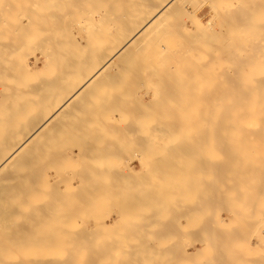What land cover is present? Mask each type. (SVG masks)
Here are the masks:
<instances>
[{
    "label": "bare ground",
    "instance_id": "bare-ground-1",
    "mask_svg": "<svg viewBox=\"0 0 264 264\" xmlns=\"http://www.w3.org/2000/svg\"><path fill=\"white\" fill-rule=\"evenodd\" d=\"M1 1L2 0H0V2ZM194 1H196V0H22L20 2H19V0H7V1H5V3H2V2L0 3V226L2 225L1 226L2 229L0 231V244L2 243L3 247L1 245L0 246H1V248L6 247V249H7L9 246L7 243L13 244V241L15 239H18L21 230L22 231L24 230L23 233H26L25 232V230H26V231H28V233H26V234H28L26 236L27 240H25L26 238H25V236H23L24 240L23 239H22V241L20 240L21 241L20 243L23 244L24 242H27L29 245L25 244L26 247L23 246L24 244L20 245L18 243L19 240H17V242L15 241L16 242L15 245L18 248H19V246L25 247V248L21 247V249H20L21 251L26 250L25 252H27L29 249H32V248L34 249V256H32V258H28L27 253H29V252H27L26 258H28V259L24 260V258L20 257V258L13 259L14 261L18 262V260H19L20 264L21 263L22 264H54L60 259V258L58 259L59 253L61 251H63L64 249L66 250V248H68L67 252L70 251V255H68L69 257L64 256L63 258L60 259V261L63 260L62 262H65V263L67 262V264H81V263L85 264V262L87 264L89 262V260H91L90 256L86 257L83 254L86 255L87 252H90V251H86V250H89L88 245H90V246L92 245L93 247L95 245L98 248H99L98 245H100V246L102 245L101 247L106 248V245H104V244H110L109 247L112 244H114L115 240L112 241L110 238L107 240V238L109 236L106 237V239L102 238L103 236L105 237V235H109L111 233V232L109 233V231H108V229L111 228L110 227L111 224H109L110 222L108 223L106 221L109 225L108 224L106 225V223H105L107 228L106 227L104 228L101 226L102 224H100V225L94 224L96 221L94 223L91 222L92 219L94 221V220L98 219L101 215L105 214V212L103 213V211H102L103 205L104 206L107 205V207H105V208L108 209V207H110V205L112 203H113V205L115 204L114 202H111V200L112 201L113 200L115 201V199H117V201H118V199L123 200V199H120L122 195H124L126 197L125 200L127 201L126 202L125 200H123L122 202L125 203L126 206L123 203H122V205H124L125 207L128 208V206L131 204L129 207L132 208L131 209L133 211L132 216H134V214L135 215L137 214V211H135V209H138L139 206H138V208H136L135 206L137 204H139L140 201L135 206H132L138 200H136V202L131 200V197L133 196V194H132V196L129 194L130 195L129 196L128 193H130V192L128 189L132 185H135L136 182H139L136 180H138V177L140 176V171H141V170L139 171L140 163H143L142 168L145 169L144 170L145 172L147 171L146 173H144V171L142 170L141 173L147 175V173H149L150 170H152V172H153L154 168L151 169L152 166L151 167L149 166V168L143 167V165H145L144 161H147V160L151 161L152 157L155 158L158 156H161V158H163L162 157L163 155L167 158L168 156L165 153H167L172 158V155H170V154H172V152L169 149L173 150V155H174V153L177 154V152H176L177 150L176 151H174V150L176 149V147L178 149L180 142H181L180 147L185 144L184 142H182L181 139H185L184 134H186L187 131H191L188 127L189 126L192 127V125H187V122L189 121V119H190V121H191V119L193 121H195L194 124L197 121L200 122V123L197 122V123H199V125L195 126L194 130H197V133H196L197 136L200 134H202V136L200 135L201 137L204 136L203 142H206V144L208 143V145H207L208 148L210 147L209 142H210V145L214 144L216 146L219 143L218 145H220V146H218V147H220V148H224L226 145L228 146L230 143L235 142V141H232L233 139H235L233 137L235 135V132L237 134L241 133V131L238 129V127H239L238 123L240 124L241 119L243 121V118H246L248 115L251 116L250 115L251 112H248V111H250V109H248V111H246V109L249 108L250 105H251V107L252 106L256 107L259 103L258 104L256 103L257 105L254 106V105L249 104L247 102V98H246L247 96L242 97L243 90L241 92V89H238V87H236V88L233 87L234 84L237 86L241 85V83H239V81H237V80L236 81L235 80L229 81L228 80L229 81L228 82L227 80H224V79H223L224 81L223 80L220 81L217 79V77L220 75V73H223L227 70V69H225V70L222 69L224 67L221 66V64H219V61H218V63H216L218 60L217 56H219V54L226 51V47H225L226 45L224 42L223 48L225 47L224 48L225 50L224 49H222L223 51L218 50L221 53H218L217 55H215L217 52L216 51L217 49H215L217 47V44H215L216 46L214 45L215 46L214 49L212 47L207 48L209 40L208 41L206 40V42H208V43L205 44V42H203V41H205L203 39V37H205V35L210 34L211 31L209 29H210V27H212V25L215 24V23L213 24V17H214V16L212 17L213 14H215V16L218 15V16H216L215 20L218 18L217 19L218 21L216 22V24H219V20H220L219 16H221V15H219L218 12L220 9L218 10V12H216L217 14L213 13V11L216 10V8L214 7V5H216L215 2H214V4L209 3L208 10H205V9H203V7H200L201 5L199 6L200 8H198V7L195 8L196 5H194V4H196L199 0L196 1V3ZM200 1H202V0H200ZM231 1H233V0H231ZM238 1H236V5H237V2H238V4H241V2H243V0H238ZM247 1L249 2L250 0H247ZM247 1H245V2H247ZM255 1H256V3H254V0L250 2L251 4L248 3L249 5L247 7H246L247 4L246 5L244 4L245 6H243V4H241V7H243V8L246 7V9L241 8L240 5L236 6L238 8H236V7H232V9L229 8V10H231L230 11L231 15L233 14L232 18L235 16L234 13L238 10L242 11V12H238V14L240 13V15H238L240 17L243 16L244 14L246 16H248L249 10L252 12V14H254V13H255V15L259 14L261 12L260 9L262 10L264 8V5H263L264 3L263 4L261 3L264 0H255ZM257 1H260V3L263 6V7H259L260 9L257 8L259 6V4L256 6V4L258 3ZM6 2H9V3H6ZM206 2H207V0H206ZM206 2H205V4L207 5L208 2L207 3ZM218 3L219 2H217V4ZM230 3H233V2H230ZM198 4L199 3H197V5ZM232 5H235V4L233 3ZM5 8L10 13H8ZM234 8L237 10H235ZM20 9L23 10L21 12V14H22L21 16L19 15ZM226 9H227V7H226ZM226 9H224V10L222 9V11L223 12L228 11ZM4 10L8 14V15L6 14V19L8 18L7 16H10V18H9L10 20L8 19V21H9L8 23L6 22V19H3V16L5 18V11ZM255 10L260 11V12L256 13ZM3 11H4V14L2 16ZM263 11H264V9H263ZM230 12L229 11L225 12V14L230 13ZM241 13H243V14H241ZM262 14H264V12ZM223 16H224V13H223ZM238 16L236 14V17H238ZM246 16L245 17L243 16L241 18L246 19ZM236 17H234V18H236ZM248 18L250 19V17H248ZM174 19L182 20L181 22L178 23L179 25L181 24L180 25L181 30L184 32L183 33L181 30H179L180 32H182L180 34L181 36H178L175 32V31H177L179 33L178 29H176L179 26V25H177V23H175L177 27H174L175 24L173 25L175 30L170 27V24H171L170 21H172ZM227 19H229V18L227 17ZM238 19H239V23H240L239 17L234 19V20H238ZM234 20L232 21V23L234 22ZM251 20H253V19H251ZM258 20H259V18L257 20L255 19L254 21H258ZM4 21H5V23H3ZM260 21L263 22L264 18H261V20H259V22ZM176 22H178V21H176ZM236 23H238V21ZM245 23L247 24V22H245ZM260 23H258V24H260ZM241 24H243L242 21H241ZM230 25H231V23H230ZM233 25L236 26L237 24L233 23ZM261 25H264V23H262ZM247 26H249V25H247ZM218 27H220V26L218 25ZM240 27H243V26L240 25ZM228 28L229 27H227L226 30H229V29L232 30L233 29V28H229V29ZM244 28H245V26H244ZM247 28H249V27H247ZM252 28H254V27H252ZM257 28H254V29H257ZM262 28H264V27H262ZM219 29L215 30V33L217 31L219 33ZM239 29L240 28H238V30L236 29V31H238V32L240 31L241 33H243L244 34L243 37L245 36V34H247L249 32V34L246 35L245 37L249 36L248 38H250V40H249V43L247 46H249V44L251 43L250 44L251 47L249 46V48H248L247 46H245L246 41H248V39L241 40L243 37H241L242 35H240V33H239L238 36L241 37V39L239 38L238 41L241 40V45L238 44V48L241 49L242 46H245V47H247V49H245L243 47L244 48L243 50L244 51L246 50V52H243V50L239 51V49H237V48L236 49L239 52H242L243 54L246 53L245 55H247V56H250L253 52L257 53V51H258V53H259V50H260L259 46H261V44L264 43V40L262 38H260L261 35L259 37H257L256 34L252 35V32L254 29L253 30L247 29V31L245 29H244L245 30L244 31L243 28H241L242 31ZM206 30L207 31L209 30V33L207 32V34H206V32H205ZM262 30H264V29H262ZM3 31H5V33ZM212 31H213V29H212ZM245 32H247V33H245ZM237 33H236V35H237ZM211 34H212V32H211ZM260 34L263 35L262 32ZM216 36H219V35L217 34ZM233 36L235 37L234 33H233ZM252 36L255 38L254 41H253V39H251ZM262 37L264 38V36H262ZM258 38L261 41L258 42ZM3 39H5V40H3ZM244 41H245V45H244ZM227 42L228 43L231 42V45H232V43H234V42H232V40L231 41L228 40ZM260 42H261V44H260ZM212 43L213 42H211V44ZM257 43L260 45H258ZM211 44H209V45H211ZM254 44L257 46H255ZM203 45H204V47H205V45H207L206 48L208 49V51L210 50L209 54L211 52H213L211 54L212 55L211 58L207 55L208 60L205 58L206 61H204L205 59L203 60V58H204L203 57V54H204L203 53V51H204ZM233 45L235 46L236 44H233ZM254 47H256V48H254ZM27 48L29 49L28 50L29 52L27 51L28 54L23 55V52H26L25 50ZM252 48L256 49V51L253 50ZM260 48L262 49V46ZM248 49H250L251 51H248ZM257 49H259V50H257ZM247 51H248V53L251 52V54H248ZM239 52L236 51L237 54ZM262 52H260V53H262ZM242 53H239V54L242 55ZM237 54H235V55H237ZM235 55L233 53V57H231V58H236V59L239 58L238 56H235ZM252 55H254V54H252ZM204 56H206V54H204ZM243 56H241V57H243ZM257 56H253L254 59ZM231 58L229 57V59H231ZM244 58H245V60L242 63L240 62L242 65L239 63L241 66L237 65L238 66L237 67L234 65L235 66L234 68H238V71L240 69L243 70L242 67L245 65L244 62L246 61V56H244L241 59V60H243ZM247 58H249L251 60L250 57H247ZM229 59H227L228 63H229ZM257 59L258 58H256V60ZM225 61H226V59H225ZM225 61H222V62H224L223 65L227 64ZM233 61H235V60H233ZM237 61L239 62V59ZM222 62H220V63H222ZM230 62H231V60H230ZM232 62L230 63V66H231ZM238 62H237V64H238ZM247 62L248 61H246V64L250 65ZM218 64H219V69L217 66ZM220 67H222V68H220ZM232 67L233 66H231V69H232ZM220 69H222V71H220ZM218 70L220 71V73L218 72ZM234 70H236V69H234ZM229 73L232 75L235 74V73H231V72H229ZM232 75H230V76L232 77ZM237 75H235V76H237ZM226 76L230 77L229 75H225L224 77H226ZM258 76H259V74H258ZM248 77H249V75H248ZM205 78H207V79H205ZM259 78H261V76ZM154 81L160 84L159 85L160 88L162 86L161 89H163L162 90L163 93L161 94V92H160L161 89L157 88V86H155V84H154V86L157 89H159V90H157L159 92H157L156 88H154L155 92H157V93L152 91L154 93V94L152 93L154 95V97H152L153 95L150 96L148 101L149 102L151 101V103L152 102L153 103L155 102V103L154 104H149V103L147 104L148 101H146V102L144 101L147 99V98L145 99V97L147 96L146 90H148V87ZM256 81H259V80H256ZM205 82H208L207 83V85H208L207 89H203L204 88L203 85L206 84ZM248 82H250V81H248ZM161 83H163L164 86L167 85L166 87H168V89L165 87L166 91H165V88H163L164 87L163 84L161 85ZM252 83L254 85L259 84L258 82H255V81ZM252 83H249V85ZM224 84H226V86H227V84H229V85L231 84L232 88L231 87L229 88V85L227 86L228 88H226V86ZM253 84H252V86H254ZM146 85H147V87H146ZM222 85L225 86V88H223ZM263 85H264V82H262L261 86L260 85L257 86V88L258 87L261 88ZM143 86H145L147 88L146 89L144 87L146 89L144 92L146 95L145 97L143 95L144 93H142V94L140 93L139 96L136 94L137 91L141 92V90L143 89ZM154 86L151 85V88ZM245 86H246V84H245ZM263 89H261V90L259 89V92H262ZM149 90H151L150 87H149ZM253 90L257 91L258 89L256 90V88H255ZM159 93L161 94V96L159 95ZM256 93L257 92H255V94ZM155 94H157V95L155 96ZM206 94H207V96H206ZM251 94H252V92H251ZM253 94H254V92H253ZM253 96H251V97H253ZM252 100H253V98H252ZM256 100L255 99L253 100L254 103ZM245 101H246V103L244 104L243 102H245ZM249 101H250V99H249ZM132 103H136V104H132ZM261 103H263V101L260 102V104ZM246 104H248V106ZM260 104H259V106H260ZM259 106H257V107L259 108ZM257 109H255L256 112L258 111ZM240 110H243V111L240 112ZM253 111H252V113L256 114V115L252 114V115H254L253 118L256 116V118L258 119L256 121H259L261 119V118L259 119V117H261V115H264V111L259 112L260 115H258L255 111L254 112ZM243 112H245V114ZM262 112H263V114H261ZM250 119H252V117ZM254 119H253V121H254ZM202 120L204 122L203 128H201V126H200V124L203 123V122H201ZM255 122H253V125ZM190 123H192V122H190ZM242 123L248 124V122H246V120ZM230 125H233L235 127L234 130H233V126H231L232 127V129H231ZM251 126H252V124H251ZM186 127H187V129H186ZM227 127H229V128H227ZM247 127H249V126H247ZM193 128L194 127H192V129ZM261 128H263V127H261ZM261 128H260V130H262ZM200 129H202V130H200ZM185 130H186V132H185ZM198 133H200V134H198ZM113 134L114 135L117 134L116 136H118V137L116 138L115 136H112ZM232 134H234V135L232 136ZM186 135L189 136L188 133ZM188 138H186V139L188 140ZM237 138H239V137H237ZM241 138L242 137H240L239 141H242L243 138L242 139ZM186 139L184 141H187ZM177 140L180 142H178ZM173 141L178 142V146H177V143H175L176 147H174V149L172 147V145H174V144L171 143ZM238 143H240V142H238ZM204 144L205 143H203V145L202 144L201 145L204 146ZM206 144H205L204 148L206 147ZM234 144H237V143L235 142ZM197 145L202 148V146L199 145V142L197 143ZM214 145L211 146L212 151H210V149H208V151L213 152V149L215 148ZM239 145L240 146L236 145L237 147H239L237 149H240L242 146L241 144H239ZM184 146L187 147V145H184ZM184 146L182 148H184ZM193 147H195V144ZM230 147H232V146L230 145L229 148ZM182 148H179L180 151ZM190 148H188V149H190ZM186 149H185V151H186ZM205 149H207V148H205ZM237 149L235 148L234 150H237ZM121 150L125 153L121 154V152H119ZM164 150H166L165 153H164ZM167 150H169L170 152H168ZM229 150H232V149H229ZM187 151L189 152V150H187ZM217 151H215V154L213 152L214 156L216 155V157L217 156L224 157V155H222L221 152L219 154V152H217ZM198 152H200V150ZM237 152L238 151H236V153ZM178 153L182 157V155H181L182 153L181 152H178ZM190 153H191V151H190ZM216 153H218L219 155ZM227 153H229V152H227ZM233 153H231V154L234 155ZM246 153L249 154L250 150H249V153L248 152H246ZM186 154L189 157L191 156L187 152H186ZM186 154L183 152V156ZM194 154H195V152H194ZM210 154L211 153H208V156H213ZM238 154H239V152L236 155H238ZM243 154H245V153H243ZM232 155H231V157H232ZM145 156H146V158H145ZM176 156H178V154ZM205 156H207V155H205ZM205 156H204V158H205ZM208 156L206 157V160H208V158H210ZM225 156H226V153H225ZM247 156H250V155H247ZM186 157L184 156L183 158H186ZM238 157L240 158V156H238ZM144 158H145V160H144ZM173 158H174V156H173ZM183 158L181 160H183ZM194 158H196V157L194 156ZM213 159L216 160L215 157ZM222 159H224V158H222ZM222 159L218 158L219 161L216 160L215 162L218 163ZM103 160H105V161H103ZM192 160H193V158H192ZM225 160H227V159L225 158ZM173 161H174V159H173ZM177 161L175 158L174 162H177ZM185 161H186V159H185ZM185 161H181V162H185ZM227 161H229V160H227ZM151 162H152V164L153 163L158 164V162H155V161H151ZM211 162H214V161H211ZM237 162H238V159H237ZM60 163H62V164H60ZM167 163H169V161ZM185 163H182V164H185ZM196 163H198V162H196ZM58 164L60 166L64 165V168H66V169L65 170L63 169V171L61 172L60 170H58L59 169ZM68 164L70 165L71 168L68 166ZM135 164L138 165L137 168L135 167ZM149 164H151V163H149ZM172 164L173 163H171V166H173ZM187 164H186V166L190 165V162L188 165ZM191 164L193 166V162H191ZM211 164H213V163H211ZM57 165H58V168H56ZM158 165H160V164H158ZM166 165L167 164H165V166ZM209 165H210V162H209ZM213 165H215V164H213ZM221 165L224 167V165H227V164L224 163V165L223 164H221ZM232 165L233 164L231 163L230 169H232ZM165 166H163V168ZM169 166H170V164H169ZM174 166H176V163L174 164ZM206 166H208V165H206ZM227 166H229V164ZM235 166L238 168L237 165H235ZM153 167H154V165H153ZM157 167H159V166H157ZM157 167L155 166V168H157ZM167 167H168V165H167ZM188 167H189L190 172H191L193 169L191 170V166H188ZM146 168L150 169V170L148 171V170H146ZM172 168L175 169L174 167H170V169H172ZM199 168H201V167H199ZM121 169H124V172L123 171L121 172L122 174L119 173V171H121ZM176 169H177V166H176ZM224 170H226V169H224ZM239 170L241 171V168ZM195 171H196V168H195ZM200 171H204V170H202V168H201ZM208 171H207V174H208ZM175 172H176V170H175ZM210 172H211V170H210ZM156 173L159 174V171H157ZM163 173H165V171ZM204 173H206V172L204 171L203 175H204ZM153 174H155V173H153ZM153 174L152 173H151V175L149 174L148 177H151ZM162 174H160V175H162ZM167 174H169V173H167ZM165 176H167V175H165ZM231 176H230V178H231ZM168 177H170V176H168ZM215 177H216V175H215ZM156 178H158V177L156 176ZM190 178L192 179L191 176H190ZM206 178H210V175H209V177L206 176ZM165 179H167V178H165ZM170 179L172 180V178H170ZM215 179H218V178H215ZM160 180L161 179L156 180V181L159 182ZM200 180L202 181V179H200ZM208 180L210 181V179H208ZM245 180H246V178H245ZM134 181H136V182H134ZM161 181H164V179L162 178ZM205 182H207V181H205ZM214 182L215 181H212V183H211L212 186H213ZM228 182H229V180H228ZM197 183H199V182H197ZM219 183H217V184H219ZM229 183H232V182H229ZM234 183L235 182H233L232 184L234 185ZM162 185H163V183L160 182V187ZM200 185H201V183L199 184V186ZM147 186H149V184ZM203 186H205V184ZM203 186H202V188H203ZM212 186L210 187V189L212 188ZM234 186H236V185H234ZM139 187H138V191L140 190ZM154 187L156 188L157 186H154ZM162 187H164V186H162ZM143 188H142V191H143ZM220 188H222V187H220ZM50 189H52L53 193L51 191H49ZM174 189H175L174 192H176L178 190L176 188H174ZM199 189H198V191H199ZM207 189H205V190L207 191ZM224 189L227 190V188H224ZM235 189H237V188H235ZM133 190L136 192L137 189L135 190V188H134ZM163 190L161 192V188H160L158 190V192H156L157 195H154V196H157V197L156 198L153 197V203H152V205L154 204V207L156 208L157 212H158L159 208L162 207V208H160V211L158 212L160 214H162L164 212L163 207H166V206L165 205L160 206V204H163V203H160V200H158V198L163 199V198H161L162 196H166V195L170 194V193L169 194L167 193V191H168L167 189H166L167 191L165 190V192ZM215 190L216 189H214V191ZM242 190H244V189L242 188ZM123 191L125 194H123ZM134 191H132V192L134 193ZM234 191L238 192V190H234ZM50 192L52 195L50 194ZM169 192H171V191H169ZM174 192H172L171 195ZM179 192L180 191H178L177 193H179ZM202 192H204V191H202ZM219 192H220V190H219ZM219 192H218V195H222V194H219ZM223 192H221V193H223ZM142 193H144V192H142ZM158 193H159V196H158ZM177 193H175V195H177ZM185 193H186V191H185ZM225 193H227L226 195L228 196L229 193L227 191ZM48 194L51 195V197H52L51 199H49L50 196L48 197ZM189 194L194 195L195 193L189 192ZM189 194H187V195H189ZM207 194L208 193H203L205 198H203V197L202 198L203 199H209L210 195L208 196ZM230 194H232V193L230 192ZM142 195H144V194H142ZM171 195H169V196H171ZM215 195H217V194H215ZM233 195L234 196H232V197H236L235 194H233ZM128 196L130 197V199H128L129 198ZM169 196H168V198H169ZM237 196H238V194H237ZM191 197L189 196L187 198H191ZM206 197H209V198H206ZM213 197H214V194H213L212 198ZM225 197L226 196L223 193L222 198L225 199ZM228 197H227V199H229ZM193 198H194V196H193ZM199 198H201V197H199ZM199 198H198V200L200 202L197 203V200H195L198 205L193 201L194 199H192L191 201H190V199H187L188 208L186 209V207H183V212L186 209L184 212L185 215H188V213H186V211L190 210L189 205L192 208L191 210H193L192 212L188 211V212L193 214V215L190 214V216L191 215L192 216L197 215L196 213H194V211H196V209L198 210L197 207L200 206L199 203L201 205H203L207 201V200H205V203L202 204L201 202L204 200L201 201V199H199ZM259 198H262V197H259ZM259 198H258V200H259ZM132 199H134V198L132 197ZM144 199L145 198H141V204L145 203V202L142 203V200H144ZM149 199L151 200V198H149ZM216 199H218V197H216ZM216 199H215V201H217V202H218V200H220V199H218V200H216ZM237 199L240 200L242 198L240 197ZM108 200L111 202L110 205H109L110 202ZM209 200H211V198ZM222 201H223V199H222ZM232 201H233V203H231ZM182 202H184V201H182ZM188 202H189V204H188ZM224 202L225 201H223L222 203H224ZM229 202L231 203L230 205H232V204L237 205V203H236L237 200L235 202L233 200V198H231V197H230ZM254 202H255V199H254ZM120 204H121V201H120L119 205L118 204L117 205L119 207H121ZM193 204H194V206H193ZM209 204H211V202ZM173 205H174V203H173ZM195 205H197L196 209H194ZM206 205H208V204H206ZM243 205H246V204H243ZM181 206H182V203H181ZM204 206L205 205L200 206V208L204 207ZM251 206H253V205H251ZM251 206H248V207H251ZM256 206L259 207L260 203H259V205H256ZM262 206H260V207H262ZM122 207H121L122 211L120 210V214L124 216V214L121 212L126 213L125 218H127V213H129L130 216L128 217V219H125L123 221L125 223L128 222L129 225L123 224V222H122V223H120L122 225L121 229L125 228V227H123L124 225L130 226L131 225L130 221L133 219L132 220L133 226L131 225L130 228L132 227L135 231L138 230L137 232H139V230L142 231V230L146 229L145 227L148 228L149 227L148 225H150V224L147 222H149V221L151 222V220L154 218V217L153 218L151 217L152 218L151 220L144 222V219H142V218H144L146 215L143 216V214H145V213H143V211L142 212H140V211L142 210V208H145V209L147 208L146 209L147 211L150 209H148V206L147 207H141V205H140L141 209L139 212L141 214H139V212H138L139 215H136L137 218L139 216L138 219H140V222H136V220H138V219L135 216L134 217L136 218V220L134 217L131 218V212H129L130 211L129 208L126 209L125 207H123V208ZM178 207H180V206L178 205ZM236 207H238V206H231V209H233V208L236 209ZM260 207L258 208L259 210H260ZM170 208L171 207L169 206V209ZM218 208L221 209L222 206H220ZM32 209L35 211H33ZM180 209L181 208H179L178 211H180ZM202 209H205V208L199 209L198 213L202 214L203 212L206 211V209L204 211H202ZM211 209H212L211 205H208L207 211L209 210V212H205V214L203 213L205 217L207 215L213 216L212 215L213 213H211V212H214V213H216V211L219 212L218 210L214 209V207H213V209H214L213 211ZM231 209H228V210H231ZM235 209H233V210H235ZM31 210L33 211V213ZM108 210H110V208ZM125 210H126V212H125ZM233 210H231V212H233ZM240 210H241V212H243L241 208H240ZM243 210L245 211L246 208H244ZM25 211H26V213L29 212V214L31 212V214H33V215H31V214L29 215L28 213H27V215H25ZM101 211L103 214L101 213ZM235 211H234V213H235ZM247 211H250V210L247 209ZM251 211H250V213H251ZM134 212H136V213H134ZM176 212H177V209H176ZM183 212L181 209V213H182L181 215L184 216ZM220 212H221V210H220ZM207 213H211V214H207ZM244 213H246V212H244ZM107 214H109V211ZM107 214H106V216H110ZM146 214L151 216L150 211H148V213H146ZM153 214H154V212H153ZM239 214H240V212H239ZM97 215L99 217H97ZM140 215H141V217H140ZM155 215H157V213ZM214 215L218 216L220 214L216 213ZM249 215H251V214H249ZM23 216L25 217L24 219H23ZM103 216H102V218H103ZM123 216L121 217V219L124 218ZM149 216L147 218H145V221H146V219H149ZM183 216L181 218H183ZM208 216H207V218H208ZM240 216H242V214ZM254 216L255 215L252 214V217H254ZM20 217L23 219V220L20 219L19 220L20 222L18 221L19 225L22 222L21 226L20 227L14 226V227H15V229L20 228L21 230H19V229L15 230L13 228H10V230H13L18 235V236H16L17 237L16 238L14 235L11 234V231L9 230V226L6 223L4 224L3 220L10 219V220H12V222H14L16 220V218H20ZM201 217H203V216H201ZM233 217H234V215L231 218H233ZM235 217H236V220H239V216L235 215ZM252 217H251V220H252ZM163 218H161L162 223L166 221V220L164 221ZM192 218H194V217H192ZM207 218H204V219H207ZM216 218L218 219L217 222L219 223V221H220L219 216ZM261 218H263V217L261 216ZM159 219H160V217H159ZM254 219L256 220L257 216ZM134 220H135V224H134ZM167 220H168V218H167ZM260 220L264 221V218L260 219ZM117 221H119V220H117ZM187 221H188V217H187ZM156 222L159 223L158 220ZM185 222H186V216H185ZM96 223L99 224L98 220ZM113 223H115V222L113 221ZM145 223L148 225L146 226ZM154 223H155V221H154ZM154 223H153L152 227H154ZM165 223H167V222H165ZM165 223L163 225H161V224L158 225V227L161 226L160 228H162L165 225ZM257 223H259V222H257ZM92 224H94V225H92ZM120 224H119V228H120ZM235 224H236V222H235ZM235 224H233V225H235ZM244 224H245V222H244ZM95 225H97L98 229L101 228V230L102 229L103 230L100 231V230H97L96 228H93V226L96 227ZM112 226H113V224H112ZM219 226H220V224H219ZM262 226H264V225L262 224L261 227ZM113 227H115V226H113ZM237 227H238V225H237ZM254 227H255V225H254ZM258 227L260 228V226H258ZM132 228L130 229V231L132 230ZM234 228H235V226H234ZM234 228H233V230H234ZM251 228H253V226ZM255 228H254V231H256ZM105 229L107 230L106 234L104 233ZM126 229L129 230V228H126ZM152 229H154V228H152ZM226 229H228V228H226ZM226 229H224V230L226 231ZM239 229H241V228H239ZM146 230H148V229H146ZM250 230H252V229H250ZM13 231H12V233H13ZM16 231H18V232H16ZM133 231L131 232L132 234H134ZM159 232H161V231H159ZM9 233L12 235V237L14 236L13 239L9 235ZM112 233H114V232H112ZM122 233H125V232H122ZM126 233H128L127 230H126ZM131 233H130V236L132 235ZM144 233H146V231ZM144 233L142 231V233L140 232V234L139 233H137V234H139L141 236V235H144ZM148 233H150V232H148ZM225 233L227 234V232H225ZM98 234H99V236H98ZM153 234H154L153 236L157 235L159 237V239H160V237H162V235H160V234H155V233H153ZM162 234H163V232H162ZM229 234H230V231H229ZM20 235H22V234H20ZM164 235H166V234H163V236ZM200 235H202V234H200ZM248 235H250V234H248ZM252 235H254V233H252ZM9 236H10V238H9ZM95 236L98 238L101 237L102 239L97 240L98 238H96ZM77 237H79V238L82 237V238H81V240L78 238L79 239L78 240ZM257 237H259V236H257ZM83 238H85L86 240ZM87 238H89V240ZM92 238H94L95 241H94V239L92 240ZM114 238H112V239H114ZM116 238L118 239V236ZM214 238L216 239V237H214ZM245 238H246V236H245ZM9 239H11V240H9ZM119 239H118L119 244L120 243H123L124 245L130 244L131 247H130V250H128V248L123 249L126 251V252L122 251L123 253H121V250L118 249V251H120L119 253H121V255L123 254V257H125V256L126 257L125 258L115 257L116 259L118 258L119 260H123V261H126V260L131 261L135 257V256L133 257L134 253H136V255H137V253H140V256L139 255H137V256L142 257V255H141L142 253H144V252L146 253L147 251H150V250H151L150 252L153 251L152 250L153 248L152 249L148 248L149 250L146 249L147 244L148 245L152 244L150 242L147 243L148 242L147 240H146V242L144 241V239L141 241L135 240V243L137 242L138 244H141V245L144 244V246H145L144 249L142 246H141L142 249H140L139 246H138L139 249H137V248L131 249L133 247V245H135L134 243L131 245L132 242L127 243L128 242L127 240L123 239L124 241L123 240L121 241V239H120V241H119ZM157 239L155 238L156 243H157V245H155V246H159L161 244H164V245L168 244L165 241L162 242V241H159ZM164 239H161V240H164ZM198 239H200V238H198ZM210 239L211 238H209V240ZM207 240H208V236H207ZM260 240H262V238ZM125 241H127V242H125ZM201 241L202 240H200V242ZM237 241L235 240V243ZM151 242H152V240H151ZM115 243L118 244L117 242H115ZM173 243H174V241H173ZM173 243H171V245ZM201 243H203V242H201ZM218 243L219 242H217L216 244H218ZM221 243H223V242H221ZM232 243H233V241H232ZM17 244H19V246H17ZM116 244H115V247H116ZM188 244H190V243L188 242ZM15 245H14L15 250H12L13 248L9 246V248H11V251H14V253L12 252L13 255H15V253H16V255H17V253H19V251H17L18 248L16 250ZM81 245H83V248H84L83 250H82V248H80ZM153 245H154V243H153ZM225 245H226V243H225ZM233 245H232V247H233ZM29 246H30V248L28 249ZM31 246H32V248H31ZM77 246H79V247H77ZM84 246H87V247H84ZM120 246H123V245H119L117 247H120ZM219 246H220V244H219ZM223 246L224 245H222V247ZM93 247H92V249H94ZM237 247H239V246H237ZM1 248H0V253H2V256H5L7 254L5 256L7 258L8 255H11V251L9 248H8L9 249L8 251H10V252L5 253V255H3V251ZM110 248L109 249L107 248L106 250H101L102 249L101 248L97 251L98 252L101 251V254H103L102 251L103 252L105 251V253H108V255H109L110 252L112 253V251H110ZM95 249H96V247H95ZM174 249L175 248H173V250ZM183 249L184 248H182V249L180 248L181 252L183 251ZM80 250H82V251H80ZM108 250L110 252H108ZM115 251H117V250H115ZM115 251H114V253H115ZM162 251L166 252V248H163V249L160 248V249L155 250L156 253L157 252L163 253ZM168 251H171L173 253L172 250H168ZM178 251H179V249H175V252H178ZM224 251H225V249H224ZM259 251H261V250H259ZM259 251L256 250L257 253ZM77 252L82 253V254H79ZM94 252L96 253V250ZM175 252H174V254H175ZM23 253H22V255L25 256V254H23ZM92 253L93 252H91L89 255H91ZM147 253H149V252H147ZM153 253H154V251H153ZM168 253L169 252H167V254ZM261 253H262V251H261ZM184 254L187 255V253H184ZM226 254H227V252H226ZM252 254L253 253H251V255ZM18 255L21 256L20 253ZM80 255H82V256H80ZM93 255H95V254H93ZM143 255L145 256V254H143ZM218 255H220V254H218ZM247 255H249V254H247ZM137 256H136L137 259H135V260L138 261ZM168 256H169V254H168ZM242 256H239V257L241 258ZM250 256H248V257H250ZM224 257H225V255H224ZM227 257H229V256H227ZM87 258H89V259H87ZM246 258L247 257H245V259ZM9 259L12 260V258H9ZM92 259H93V257H92ZM106 259L111 260V258L110 259L106 258ZM140 259H142V258H140ZM103 260H102V263H103ZM244 260L241 262H244ZM104 261H106V260H104ZM113 261H114V259H113ZM239 261H240V259L238 260V262ZM19 262H18V264H19ZM26 262H28V263H26ZM62 262L60 264H62ZM90 262H92V261H90ZM246 262L248 263V260ZM11 263H13V262H11ZM65 263H63V264H65ZM109 263H110V261H109ZM113 263L114 262H112V264ZM121 263H122V261H121ZM2 264H4V263H2ZM89 264H91V263H89ZM235 264H237V263H235ZM238 264H240V263H238ZM259 264H262V262Z\"/></svg>",
    "mask_w": 264,
    "mask_h": 264
},
{
    "label": "rangeland",
    "instance_id": "rangeland-1",
    "mask_svg": "<svg viewBox=\"0 0 264 264\" xmlns=\"http://www.w3.org/2000/svg\"><path fill=\"white\" fill-rule=\"evenodd\" d=\"M4 0H2L1 2L2 3H5V1H7V0H5L4 2H3ZM20 1H22V0H19V2ZM196 1H198V0H196ZM196 1H194L195 3H196ZM200 1V0H199ZM197 2V3H199L198 5H197V3L196 4H194V5H196V7L195 8H200V7H203V9H205V10H208V8H209V3H213L214 4V2L217 4V2H219L220 3V0L218 1V0H207V2H206V0H202V1H200V2ZM228 4L230 3V2H233L235 5H234V7H236L237 5H240V7H241V4H243V6H245L246 4V7L249 5V4H251L250 2L251 1H253V0H250L249 2L247 1V0H245V1H247V2H245L244 0H243V2H241V4H238V0H233V1H231V0H225ZM230 1V2H229ZM236 1H238L237 2V5H236ZM0 2V3H1ZM205 2L207 3V5L205 4ZM258 3L256 4V6L259 4V6L257 7L258 9H260L259 7H263L262 6V4L264 3V1L263 2H261L260 3V1H257ZM6 3H9V2H6ZM233 3H230L231 5L233 4ZM249 3V4H248ZM254 3H256V1L254 0ZM245 4V5H244ZM201 5V6H200ZM203 5V6H202ZM264 5V4H263ZM200 6V7H199ZM239 7V8H240ZM246 7H241V8H243V9H246ZM229 8H231L232 9V7H227V9H226V7L225 8H220V10L219 9H217L216 8V10L215 11H213V13H216V12H218V10H219V12H218V14L219 15H221V16H219V24H216V22L218 21L217 19L215 20V18H216V16H218V15H216L215 16V14H213L212 15V17H213V24L214 25H212V27H210V31L212 32V34H211V32H210V34H208V35H205V37H203V39L205 40V41H203V42H205V44L206 43H208V46L207 45H205V47H204V45H203V53L204 54H206V56H204V54H203V60L206 58L207 60H208V56L211 58V54L213 53V52H211L210 54H209V51H208V47H212L213 49L215 48V44H217V47L215 48V49H217L216 51V54L215 55H217L218 53H221V52H219V51H223L222 49H224L225 47H226V51L225 52H223V53H221V54H219V56H217L218 57V60H217V62L216 63H218V61H219V64H221V66H223L224 68H222V67H220V68H222L223 70H225V69H227L225 72H223V73H220V71H222V69H220V71L218 70V72L220 73V75L217 77V79L218 80H220V81H222L223 79L224 80H237V81H239V83H241V85H239V86H237V85H235L234 84V88H236V87H238V89H241V92H242V90H243V92H242V97L244 96V97H246L247 98V102L249 103V104H252V105H257L258 103L260 104V102H262L263 101V103H261L260 104V106H259V104L257 105V106H259V108L256 106V107H251V105H250V107L249 108H247L246 109V111H248V109H250V111H248V112H251V116H247L246 118L248 119H246V118H243V121H242V119H241V123L239 124L238 123V129L241 131V133L240 134H237L236 132H235V135L234 134H232V136L235 138V139H233L232 141H235L237 144H234L233 142L232 143H230L226 148L224 147V148H220V147H218V146H220V145H218L217 144V146L216 145H214L215 146V148L213 149V152H214V154H215V151H217V152H219V154H220V152H221V154L222 155H224V157H221V156H217L216 157V155L214 156L213 155V152H210V151H212L211 150V146H213L212 144L210 145V142H209V148H208V143L206 144V142H203V137H201L202 136V134H200V133H198V134H200V135H196V133H197V130H194L195 129V126H197V125H199V121H197V122H199V123H195L194 124V122L195 121H193L192 119H191V121H190V119H189V121L190 122H192V123H190L189 121L187 122V125H192V127H194L193 129H192V127L191 126H187L191 131H187L186 132V130H185V132H186V134L188 133L189 134V136H187L186 134H184V136H185V139L186 138H188V140L190 141H188L187 139V141H184L185 139H181L182 140V142H184L183 144L184 145H187V147L188 148H190V149H188L187 147H185L184 145V148H182L183 146H181L180 147V145H181V142L180 141H178V142H180V144H179V146H178V142H175V141H173V142H171L172 144H174L175 145V143H177V146H178V149H177V147H176V145L174 146V145H172V147H173V149H174V147H176V149L174 150V151H176L177 152V154H178V156H176L177 154H175L174 153V155H173V150L172 149H169L171 152H172V154H170V155H172V158L167 154V153H165V151L166 150H164V153L168 156L167 158L163 155L162 157L163 158H161V156H158V157H155V158H153L152 157V160L151 161H155V162H158V164H160V165H158L157 163V165L155 164V163H153L152 164V162L150 161H148L147 159V161H144V164L145 165H143V167H147V168H149V166L151 167V169H153L154 168V170H153V172H152V170H150V169H147L146 168V170H150L149 171V173H147V175H145V174H142L141 173V171L143 170H145L144 168H142V164L143 163H140V169H139V171H140V176L138 177V180H136V181H139V182H136V181H134V182H136V184L135 185H132L128 190H129V192L130 193H128V195L130 194L131 196H132V194H133V198L134 199H132V197H131V200H133V201H135L136 202V200H138L134 205H132V206H135L139 201V204H137L135 207L136 208H138V206H139V208L138 209H135V211H137V214L136 215H139V214H141L140 212H142L143 211V213H145V214H143V216H145L144 218H142V219H144V222H147V221H149V220H151L153 217L155 218H153L152 220H151V222L149 221V222H147V223H149L150 225H148V224H146V226L148 225L149 227L147 228V227H145L146 229H148V230H146V229H144V230H142L143 231V233L146 231V233H144V235H139L140 234V232L142 233V231L141 230H139V232H137L138 230H134L132 227V230L130 231V226L132 225L133 226V222H132V220L130 221L131 223V225L130 226H126V225H124L123 227H125L124 229H121V224L120 223H122L125 219H128V217L130 216L129 215V213H127V218H125L126 217V213H124V212H121V213H123L124 214V216L123 215H121L120 214V210L122 211V209H121V207L123 206V207H125L126 206V204L125 203H123L122 201L123 200H125V196L124 195H122L121 196V198L120 199H123V200H119L118 199V201H117V199H115V201L113 200H111V202H114L115 204V206L113 205V203L111 204V202L109 203V205H110V207H108V209L110 208V210H108L107 208H105V207H107V205L106 206H104L103 205V213L105 212V214H103L102 213V211H101V213L105 216H103V215H101L100 217L97 215V217H99L98 219H96V220H94L93 221V219H92V221L91 222H97V220H98V222H99V224L98 223H94V224H97V225H100V224H102L101 226L102 227H106V225L109 223V224H111V228L110 229H108V231H109V233L111 232H114V233H110L109 235H105V237L103 236L102 238L104 239H106V237H108L107 238V240L110 238L112 241H114V244H112L110 247L112 248H110L109 247V245L110 244H104V245H106V248L105 247H101L100 245H98L99 246V248L97 247V246H95L94 245V247L91 245H88V249L89 250H86V251H90V252H87V254L85 255V254H83L84 256H90V259L91 260H89V262L87 263V264H89V263H91V264H112V262H114L113 264H235V263H240V264H259V263H261L262 262V264H264V226H262L261 227V225L263 224L264 225V221H262V220H260V219H263L264 218V115H261V117H259V121H256V120H258L257 118H256V116L253 118V116L254 115H256V114H254V113H252V111L254 110L255 111V109H257L258 111L256 112L258 115H260L259 114V112H261V111H264V85L260 88V87H258L257 88V86H261V84H262V82H264V78L261 76V71H262V68H261V57H262V54H264V43H262L261 44V42H260V44H261V46H262V49L260 48L261 46H259V49H257V50H259V53H258V51H257V53H252V54H254V55H252L251 54V52L250 53H248V51H251L250 49H248V51H247V53L248 54H251L250 56H247V55H245L246 53H242V52H239V51H242L244 48L245 49H247V47L249 48V46L251 47V43L249 44V46H247L248 45V43H249V40H250V38H248V37H245L246 35H248L249 34V32L247 33V32H245V33H247V34H245V36L243 37V33H241L240 31L238 32V31H236V29L238 30V28H240L239 30H241L242 31V29L241 28H243V30L245 29L246 31H247V29H251V30H253L254 28H257V29H254L253 30V32H252V35H255L256 34V36L257 37H259L260 35V38H262L263 40H264V38L262 37V36H264V30H262V29H264V28H262V23H264V21L262 22V21H260L259 22V20H261V18H264V14H262L264 11H263V9L261 10L260 9V11H256V13L257 12H260L259 14H257V15H255V13L254 14H252V12L249 10L248 12V16H246L245 14L243 15L244 17L246 16V19L245 18H241V17H243V16H238V15H240V13L238 14V12H242L241 10L239 11H236L235 13H234V17H236V14H237V16L240 18V23H239V19L238 20H234V19H236V18H238V17H236V18H232V16H233V14L231 15V10H229ZM236 8H238V7H236ZM6 9V8H5ZM222 9L224 10V9H226V10H228L230 13H226L225 14V12H228V11H225V12H223L222 11ZM235 9V8H234ZM250 9V8H249ZM235 10H237V9H235ZM5 11V10H4ZM4 11H3V13H2V16H3V14H4ZM6 11L8 12V10L6 9ZM6 11H5V18H4V16H3V19H6ZM23 10H21L20 9V11H19V15L21 16L22 14H21V12H22ZM222 11V12H221ZM244 12V11H243ZM8 13H10V12H8ZM221 13V14H220ZM223 13H224V16H223ZM233 13V12H232ZM217 14V13H216ZM241 14H243V13H241ZM8 15V14H7ZM10 15V14H9ZM252 15V16H251ZM255 15V16H254ZM254 16V17H253ZM257 16V17H256ZM259 16V17H258ZM8 18L6 19V22L8 23L9 21H8V19L10 18V16H7ZM227 17L229 18V19H227ZM248 17H250V19L248 18ZM259 18V20L258 21H254L255 19L257 20ZM224 19V20H223ZM227 19V20H226ZM243 19V20H242ZM251 19H253V20H251ZM10 20V19H9ZM180 20V19H179ZM177 20V19H174V20H172V21H170L171 22V24H170V27L172 28V29H174V27H177L176 26V24L175 23H177V25H179L178 23L179 22H181L182 20ZM215 20V21H214ZM234 20V24H237L236 26H234L233 25V23H232V21ZM176 21H178V22H176ZM238 21V23H236ZM241 21L243 22V24H241ZM247 22V24L245 23V22ZM254 22V23H253ZM260 23V24H258V23ZM3 23H5V21L3 22ZM230 23H231V25H230ZM175 24V26L173 27V25ZM225 26H224V25ZM257 24V25H256ZM172 25V26H171ZM181 25V24H180ZM180 25L176 28V29H178V31L179 30H181V27H180ZM218 25L220 26V27H218ZM240 25L241 26H243V27H240ZM247 25H249V26H247ZM244 26H245V28H244ZM249 27V28H247V27ZM215 27V28H214ZM227 27H229V28H233L232 30L234 31H232L231 29H229V30H226V28ZM252 27H254V28H252ZM220 28V29H219ZM225 28V29H224ZM212 29H213V31H212ZM219 29V33H218V31L215 33V30H218ZM235 29V30H234ZM175 30V29H174ZM209 30L207 31H205L206 32V34H207V32L209 33ZM225 30V31H224ZM244 30V31H245ZM262 30V31H261ZM182 31V30H181ZM260 31V32H259ZM4 33H5V31H3ZM176 32V34L178 35V36H181L180 34L183 32H180L179 31V33L177 32V31H175ZM227 32V33H226ZM237 33V35H236V33ZM251 32V31H250ZM263 33V35L262 34H260V33ZM184 33V32H183ZM233 33H234V35H235V37L233 36ZM240 33V35H242L241 37H243L242 39H241V37H239L238 36V34ZM186 34V33H185ZM219 35V36H216V35ZM230 34V35H229ZM259 34V35H258ZM255 36V37H256ZM223 37V38H222ZM229 37V38H228ZM231 37V38H230ZM207 38V39H206ZM210 38V39H209ZM212 38V39H211ZM221 38V39H220ZM236 38V39H235ZM241 39V40H245V39H248V41H246V45H245V41H244V45L245 46H247V47H245V46H242L241 47V49L240 48H238V44H240L241 45V40L240 41H238V39ZM251 39H253V41H254V37L252 36V38ZM3 40H5V39H3ZM206 40L208 41V42H206ZM231 41L232 40V42H234V43H232V45H231V42H227V41ZM252 41V40H251ZM257 41V40H256ZM259 41H261L259 38H258V42ZM211 42H213L212 44H211ZM224 42H225V47L223 48V46H224ZM243 42V41H242ZM227 43V44H226ZM253 43V42H252ZM209 44H211V45H209ZM233 44H236L235 46L233 45ZM243 44V43H242ZM256 44V43H255ZM254 44V45H255ZM258 44V43H257ZM260 44H258V45H260ZM215 45V46H214ZM253 45V44H252ZM206 46H207V48H206ZM255 46H257V45H255ZM219 47V48H218ZM244 47V48H243ZM253 47V46H252ZM239 49V51L237 50V49ZM254 48H256V47H254ZM253 49V48H252ZM29 49L27 48L25 51L26 52H23V55H27L28 54V51ZM219 50V51H218ZM225 50V49H224ZM237 52H239V53H242V55L241 54H237L236 53V51ZM253 50H255L256 51V49H253ZM28 51V52H27ZM206 51V52H205ZM263 51V52H262ZM243 52H246V50L244 51L243 50ZM260 52H262V53H260ZM232 53V54H231ZM233 53H234V55L235 54H237V55H235V56H238L239 58H231V57H233ZM208 55V56H207ZM246 56V61H248L247 63H249L250 65H248V64H246V61L244 62L245 63V65L242 67L243 68V70L242 69H240L239 71H238V68H234L235 66H241L242 64V62L245 60V58L243 59V60H241L244 56ZM258 55V56H257ZM214 56V55H213ZM241 56H243V57H241ZM253 56H257V57H255V59H254V57ZM261 56V57H260ZM229 57L231 58V59H229ZM247 57H250L251 58V60L249 59V58H247ZM209 58V59H210ZM256 58H258L257 60H256ZM206 59L204 60V61H206ZM225 59H226V61H225ZM227 59H229V63H228V60ZM235 60V61H233V60ZM239 59V62L237 61ZM249 59V60H248ZM230 60H231V62H232V64H231V66H233L232 67V69H231V66H230ZM222 61H225L226 63V65H223L224 64V62H222ZM220 62H222V63H220ZM237 62H238V64H237ZM241 62V63H240ZM236 63V64H235ZM241 65H240V64ZM219 64L217 65L218 66V69H219ZM229 64V65H228ZM228 65V66H227ZM235 65V66H234ZM260 65V66H259ZM230 66V67H229ZM237 66V67H238ZM240 68V67H239ZM234 69H236V70H234ZM233 71V72H232ZM229 72H231V73H235V74H230ZM229 73V74H228ZM238 74V75H237ZM258 74H259V76H258ZM225 75H232V77L230 76V77H224ZM235 75H237V76H235ZM241 75V76H240ZM248 75H249V77H248ZM255 77H254V76ZM261 76V78H259ZM252 77V78H251ZM208 78V77H207ZM207 78H205V79H207ZM230 78V79H229ZM254 79V80H253ZM262 81H261V80ZM223 80V81H224ZM243 80V81H242ZM245 80V81H244ZM250 81V82H248V81ZM256 80H259V81H256ZM228 81V82H229ZM258 82L259 84H253L252 82ZM157 82H153V83H151L150 84V89L151 90H149V87H148V90H146L147 88V85H146V87L145 86H143V89L141 90V92H138L137 91V95L139 96L140 95V93L142 94V93H144L145 92V90L147 91L146 92V95H145V93L143 94L144 95V97H145V99L146 100H144L145 102L146 101H148V99H149V97L150 96H152L154 93L152 92V91H154L155 92V90H154V88H156L155 86H157V88H160V84L159 83H157ZM206 84H204L203 85V89H207L208 88V85H207V83L208 82H205ZM249 83H252L254 86H252V84H250L249 85ZM154 84H155V86H154ZM163 83H161V85H162ZM245 84H246V86H245ZM151 85L152 86H154V87H152L151 88ZM206 85V86H205ZM225 86H226V84H224ZM229 84H227V86H228ZM163 86H164V84H163ZM167 86V85H166ZM166 86H164L163 88H165ZM223 86V85H222ZM225 86H223V88H225ZM226 86V88H228ZM232 85L230 84L229 85V88L231 87ZM146 89H145V88ZM206 87V88H205ZM156 88V91L157 90H159V89H157ZM161 88H162V86H161ZM160 88V89H161ZM167 89H168V87H166ZM166 88H165V91H166ZM232 88V87H231ZM249 88V89H248ZM256 88V90L257 91H255V90H253V89H255ZM259 89L261 90V89H263L262 90V92H259ZM162 90L163 89H161V94L163 93L162 92ZM249 92H248V91ZM164 91V92H165ZM252 92V94H251V92ZM149 92V93H148ZM157 92H159V91H157ZM157 92H155V93H157ZM253 92H254V94H255V92H257L255 95L253 94ZM153 93V94H152ZM206 93V92H205ZM204 93V94H205ZM161 94L159 93V95L161 96ZM259 94V95H258ZM157 94H155V96H156ZM164 95V94H163ZM254 95V96H253ZM159 96V97H160ZM206 96H207V94H206ZM251 96H253V97H251ZM257 96V97H256ZM152 97H154V95L152 96ZM252 98H253V100L255 99H257L256 101H255V103H254V101L252 100ZM249 99H250V101H249ZM260 100V101H259ZM262 100V101H261ZM259 101V102H258ZM154 104L153 102L151 103V101L149 102H147V104ZM244 104L246 103V101L245 102H243ZM257 103V104H256ZM132 104H136V103H132ZM243 104V105H244ZM247 106H248V104H246ZM244 109V108H243ZM253 109V110H252ZM243 110H240V112H242ZM245 111V110H244ZM245 111V112H246ZM253 111V112H254ZM245 112H243L244 114H245ZM218 114V113H217ZM242 114V113H241ZM249 114V113H248ZM252 114H254V115H252ZM261 114H263V112L261 113ZM249 117V118H248ZM252 117V119H250ZM263 118V119H262ZM246 120V122H248V124L247 123H242V122H244L245 120ZM253 119H254V121H253ZM252 120V121H251ZM256 121V122H255ZM201 122H203V120L201 121ZM253 122H255L254 123V125H253ZM190 123V124H189ZM245 124V125H244ZM251 124H252V126H251ZM262 125V126H261ZM200 126H201V128H203L204 127V122L203 123H201L200 124ZM231 126H233V125H230V127ZM243 126V127H242ZM247 126H249V127H247ZM256 126V127H255ZM187 127H186V129H187ZM226 127V126H225ZM247 127V128H246ZM261 127H263V128H261ZM227 128H229V127H227ZM234 126H233V130H234ZM260 128L263 130H260ZM188 129V130H189ZM231 129H232V127H231ZM252 131H251V130ZM258 129V130H257ZM200 130H202V129H200ZM257 130V131H256ZM194 132V133H193ZM234 132V131H233ZM191 133V134H190ZM261 133V134H260ZM195 134V135H194ZM243 134V135H242ZM117 134H113L112 136H115L116 138L118 137V136H116ZM250 135V136H249ZM110 136V135H109ZM187 136V137H186ZM108 137V136H107ZM111 137V136H110ZM237 137H239V138H237ZM240 137H242L241 139H242V141H239V139H240ZM114 138V137H113ZM112 138V139H113ZM184 138V137H183ZM197 138V139H196ZM191 139V140H190ZM199 139V140H198ZM201 140V141H200ZM199 142V145L200 146H202L203 145V143H205L206 144V147L205 148H207V149H205L204 148V146H205V144H204V146H202V148L201 147H199L198 145H197V143ZM238 142H240V143H238ZM253 142V143H252ZM187 143V144H186ZM193 143V144H192ZM245 143V144H244ZM194 144H195V147H193L194 146ZM202 144V145H201ZM228 144V143H227ZM233 144V145H232ZM239 144H241L242 146H241V148L240 149H237V148H239V147H237L236 145H238V146H240ZM189 145V146H188ZM191 145V146H190ZM232 146V147H230L229 148V146ZM235 145V146H234ZM250 147H249V146ZM253 145V146H252ZM198 148H197V147ZM234 146V147H233ZM194 149H193V148ZM179 148H182L181 149V151H180V149ZM187 148V149H186ZM220 150H219V149ZM232 149V150H229V149ZM237 149V150H234V149ZM185 149H186V151H185ZM208 149H210V151H208ZM169 150H167L168 152H170ZM187 150H189V152L187 151ZM200 150V152H198ZM208 152H207V151ZM229 150V151H228ZM241 150V151H240ZM249 150H250V153H249ZM186 154V152L188 153V154H190L191 156L189 157V156H187V154L186 155H184L186 158H183L184 156H183V152ZM190 151H191V153H190ZM195 152V154H194V152ZM229 152V153H227V152ZM236 151H238L239 152V154L238 155H236L237 153H236ZM119 152H121V154L123 153H125V152H123L122 150L121 151H119ZM163 152V151H162ZM178 152H181L182 154V157L180 156V154L178 153ZM193 152V153H192ZM234 152V153H233ZM246 152H248L249 154H247ZM197 153V154H196ZM208 153H211L210 155H213V156H208ZM224 153V154H223ZM225 153H226V156H225ZM231 153H233L234 155H232ZM242 155H241V154ZM243 153H245V154H243ZM120 154V153H119ZM194 154V155H193ZM200 154V155H199ZM216 154H218V153H216ZM218 154V155H219ZM252 154V155H251ZM199 157H198V156ZM205 155H207L208 157H210V158H208V160H206V157L207 156H205ZM231 155H232V157H231ZM236 155V156H235ZM245 155V156H244ZM247 155H250V156H247ZM157 156V155H156ZM173 156H174V158H173ZM194 156L197 158H194ZM204 156H205V158H204ZM234 156V157H233ZM238 156H240V158L238 157ZM242 156V157H241ZM193 158V160H192V158ZM215 157V159L217 160V161H219L218 160V158H220V159H222V158H224V159H222V160H220V162H215L216 160H214L213 158ZM247 157V158H246ZM145 158H146V156H145ZM145 158H144V160H145ZM175 158H176V161L177 162H174L175 161ZM183 158V160H181ZM225 158L227 159V160H229V161H227V160H225ZM229 158V159H228ZM242 158V159H241ZM151 159V158H150ZM161 159V160H160ZM171 159V160H170ZM173 159H174V161H173ZM185 159H186V161H185ZM192 161H191V160ZM237 159H238V162H237ZM249 159V160H248ZM251 159V160H250ZM253 159V160H252ZM106 160V159H105ZM105 160H103V161H105ZM160 160V161H159ZM185 161V162H181V161ZM190 160V161H189ZM210 160V161H209ZM224 160V161H223ZM107 161V160H106ZM169 161V163H167ZM180 161V162H179ZM210 162V165H209V162ZM211 161H214V162H211ZM148 162V163H147ZM173 163L172 165L173 166H171V163ZM189 162H190V165H188L189 164ZM191 162H193V166H192V164H191ZM196 162H198V163H196ZM205 162V163H204ZM228 162V163H227ZM107 163V162H106ZM149 163H151V164H149ZM162 163V164H161ZM164 163V164H163ZM176 163V166H177V169H176V166H174V164ZM182 163H185V164H182ZM188 163V164H187ZM211 163H213V164H215V165H213V164H211ZM224 163L225 164H229V166H227V165H224ZM231 163L233 164L232 165V169H230L231 168ZM240 163V164H239ZM60 164H62V163H60ZM165 164H167L168 165V167H167V165L165 166ZM169 164H170V166H169ZM186 164L188 165V166H191V172H190V169H189V167L188 166H186ZM217 164V165H216ZM221 164H223L224 165V167L221 165ZM59 165V164H58ZM58 165L56 166V168H58ZM104 165V164H103ZM153 165H154V167H153ZM198 165V166H197ZM206 165H208V166H206ZM235 165H237L238 166V168L235 166ZM68 166L70 167V165L68 164ZM155 166L157 167V166H159V167H157V168H155ZM163 166H165L164 168H163ZM184 166V167H183ZM226 166V167H225ZM246 166V167H245ZM263 166V167H262ZM67 167V166H66ZM135 167L137 168L138 167V165H136L135 164ZM170 167H174L175 169H170ZM179 167V168H178ZM188 167V168H187ZM194 167V168H193ZM199 167H201L202 168V170H204L206 173H204V175H203V172L204 171H200L201 170V168H199ZM212 167V168H211ZM216 167V168H215ZM219 167V168H218ZM55 168V167H54ZM62 168V169H61ZM68 168V167H67ZM71 168V167H70ZM184 168V169H183ZM195 168H196V171H195ZM214 168V169H213ZM235 170H234V169ZM241 168V171L239 170ZM63 169L65 170L66 168H64V165H62V166H60L59 165V169L58 170H60L61 172L63 171ZM179 169V170H178ZM206 169V170H205ZM224 169H226V170H224ZM228 169V170H227ZM249 169V170H248ZM53 170V169H52ZM159 171V174H157L156 172L157 171ZM175 170H176V172H175ZM209 170V171H208ZM210 170H211V172H210ZM59 171V172H60ZM124 172V169H121V171H119V173L120 174H122L121 172ZM165 171V173H163ZM207 171H208V174H207ZM216 171V172H215ZM232 173H231V172ZM60 172V173H61ZM65 172V171H64ZM147 172V171H146ZM145 171H144V173H146ZM190 172V173H189ZM194 172V173H193ZM197 172V173H196ZM201 172V173H200ZM241 172V173H240ZM151 173L153 174V173H155V174H153L151 177H148L149 176V174L151 175ZM163 173V174H162ZM167 173H169V174H167ZM210 173V174H209ZM231 173V174H230ZM235 173V174H234ZM239 173V174H238ZM124 174V173H123ZM160 174H162V175H160ZM167 175V176H165V175ZM195 174V175H194ZM198 174V175H197ZM207 174V175H206ZM216 175V177H215V175ZM143 175V176H142ZM159 175V176H158ZM194 175V176H193ZM209 175H210V178H206V176H208L209 177ZM214 175V176H213ZM232 175V176H231ZM239 175V176H238ZM156 176L158 177V178H156ZM162 176V177H161ZM165 176V177H164ZM168 176H170V177H168ZM189 176V177H188ZM190 176L192 177V179L190 178ZM205 176V177H204ZM224 176V177H223ZM230 176H231V178H230ZM234 176V177H233ZM245 176V177H244ZM160 177V178H159ZM175 177V178H174ZM212 177V178H211ZM144 178V179H143ZM148 178V179H147ZM162 178L164 179V181H161L162 180ZM165 178H167V179H165ZM170 178H172V180L170 179ZM195 178V179H194ZM198 178V179H197ZM215 178H218V179H215ZM245 178H246V180H245ZM159 179H161L159 182H157L156 180H159ZM188 179V180H187ZM190 179V180H189ZM197 179V180H196ZM200 179H202V181L200 180ZM206 179V180H205ZM208 179H210V181L208 180ZM256 179V180H255ZM143 180V181H142ZM152 180V181H151ZM169 180V181H168ZM196 180V181H195ZM228 180H229V182H235L234 183V185H236V186H234L232 183H229L228 182ZM237 180V181H236ZM154 181V182H153ZM166 181V182H165ZM182 181V182H181ZM205 181H207V182H205ZM212 181H215L214 183H213V186L211 185V183H212ZM220 183H219V182ZM144 182V183H143ZM160 182L161 183H163V185L162 186H164V187H160ZM168 182V183H167ZM177 182V183H176ZM193 182V183H192ZM197 182H199V183H197ZM209 182V183H208ZM224 182V183H223ZM251 182V183H250ZM146 183V184H145ZM201 183V185L199 186V184ZM217 183H219V184H217ZM246 183V184H245ZM134 184V183H133ZM149 184V186H147ZM175 184V185H174ZM186 184V185H185ZM205 184V186H203ZM217 184V185H216ZM221 184V185H220ZM227 184V185H226ZM142 185V186H141ZM177 185V186H176ZM212 186V188L210 189V187ZM216 185V186H215ZM223 185V186H222ZM233 185V186H232ZM238 185V186H237ZM245 185V186H244ZM256 185V186H255ZM262 185V186H261ZM136 186V187H135ZM140 186V187H139ZM154 186H157L156 188L158 189L159 187L161 188V192H162V190L165 192V190L167 191V193L169 194V195H171V193L172 192H174L175 191V189L174 188H176V189H178L176 192H174L171 196H169V195H166V196H162L161 198H163V199H159L158 198V200H160V203H163V204H160V206L162 205V206H166V207H163L164 208V214L166 215H164L163 213V215L162 214H160V213H158L159 211H160V208H162V207H160L159 208V210H158V212H157V210H156V208L154 207V204L152 205V203H153V197L154 198H156L157 196H154V195H157V193L156 192H158V190L160 189H156ZM170 186V187H169ZM173 186V187H172ZM182 186V187H181ZM190 186V187H189ZM195 186V187H194ZM202 186H203V188H202ZM218 186V187H217ZM222 187V188H220V187ZM231 188H230V187ZM243 186V187H242ZM135 188V190H136V192L133 190L134 188ZM138 187L140 188V190L138 191ZM144 187V188H143ZM154 187V188H153ZM172 187V188H171ZM218 189H217V188ZM142 188H143V191H142ZM169 188V189H168ZM185 188V189H184ZM196 188V189H195ZM200 188V189H199ZM208 188V189H207ZM224 188H227V190L226 189H224ZM235 188H237V189H235ZM241 188V189H240ZM242 188L245 190H242ZM260 188V189H259ZM132 189V190H131ZM171 189V190H170ZM174 189V190H173ZM190 189V190H189ZM198 189H199V191H198ZM205 189H207V191L205 190ZM214 189H216L215 191H214ZM233 191H232V190ZM127 190V189H126ZM182 190V191H181ZM189 190V191H188ZM204 191V192H202V191ZM210 190V191H209ZM219 190H220V192H219ZM222 190V191H221ZM225 190V191H224ZM231 190V191H230ZM234 190H238V192H236V191H234ZM261 190V191H260ZM49 191H51L52 192V189H50ZM125 191V190H124ZM124 191H123V194H125L124 193ZM132 191H134V193L132 192ZM169 191H171V192H169ZM178 191H180L179 193H177ZM185 191H186V193H185ZM217 191V192H216ZM224 191V192H223ZM228 192L229 194H230V192L232 193V194H228V196L226 195L227 193H225V192ZM51 192H50V194H51ZM128 192V191H127ZM126 192V193H127ZM142 192H144V193H142ZM160 192V193H161ZM183 192V193H182ZM189 192L190 193H195L194 195H190L189 194ZM218 192H219V194H222L223 195V193H224V195L226 196L225 197V199L224 198H222V195H218ZM221 192H223V193H221ZM234 192V193H233ZM242 192V193H241ZM248 194H247V193ZM53 193V192H52ZM166 193V194H167ZM175 193H177V195H175ZM203 193H208L207 195L209 196L210 195V198H211V200H209L210 198L209 197H206V198H209V199H203V198H205L204 197V195H203ZM212 193V194H211ZM140 196H139V195ZM142 194H144V195H142ZM165 194V193H164ZM187 194H189V195H187ZM197 194V195H196ZM213 194H214V197L212 198V196H213ZM215 194H217V195H215ZM233 194H235V196L236 197H232V196H234ZM237 194H238V196H237ZM240 194V195H239ZM258 194V195H257ZM52 195V194H51ZM51 195H49L48 194V197H49V199H51L52 197H51ZM129 195V196H130ZM138 195V196H137ZM142 195V196H141ZM161 195V194H160ZM180 195V196H179ZM196 195V196H195ZM245 195V196H244ZM128 196V197H129ZM144 196V197H143ZM148 196V197H147ZM150 196V197H149ZM158 196H159V193H158ZM168 196H169V198H168ZM177 196V197H176ZM191 197V198H187V197ZM193 196H194V198H193ZM198 196V197H197ZM258 196V197H257ZM139 197V198H138ZM197 197V198H196ZM199 197H201V198H199ZM203 197V198H202ZM216 197H218V199H220V200H218V199H216ZM224 197V196H223ZM227 197L229 198V199H227ZM230 197L231 198H233V200L236 202V200H237V205L236 204H232V205H230L231 203H233V201L230 203L229 202V200H230ZM242 198V199H237V198ZM245 197V198H244ZM259 197H262V198H259ZM141 198H145L144 200H142V203H144V204H141ZM149 198H151V200L149 199ZM190 199V201L192 200V199H194L193 201L196 203V201L195 200H197V203L198 202H200L199 200H198V198L199 199H201V201L202 200H204V201H202L201 203L203 204V203H205V200H207L206 201V203L205 204H203V205H205L204 207H201V208H205L206 209V211L205 212H209V210L207 211V207H208V205H211V210L213 211L214 209H216V210H218L219 212H217L216 211V213L217 214H220V215H218L219 216V218H220V221L222 222H220L219 221V223L217 222L218 221V219L216 218V217H218V216H216V215H214V214H216V213H214V212H211V213H213L212 215L213 216H208V218H207V216L205 217L204 216V214H205V212H203L202 214L201 213H198V210L199 209H201L200 208V206H203V205H201L200 203H199V205L200 206H198L197 207V205H195V208L194 209H196V207L198 208V210L196 209V211H194V213H196L197 215H195V216H192L193 214L192 213H190V212H188V211H193V210H191L192 208H191V206L189 205V209L190 210H187L186 211V213H188V215H185L184 214V212H185V210L188 208V206H187V199ZM235 198V199H234ZM244 198V199H243ZM258 198H259V200H258ZM128 199H130V197L128 198ZM168 199V200H167ZM170 199V200H169ZM173 199V200H172ZM185 199V200H184ZM215 199L216 200H218V202L217 201H215ZM222 199H223V201H225L224 203H222L223 201H222ZM254 199H255V202H254ZM165 200V201H164ZM181 200V201H180ZM209 200V201H208ZM213 200V201H212ZM243 202H242V201ZM120 201H121V204H120V206L121 207H119L118 205H119V203H120ZM126 201V200H125ZM124 201V202H125ZM156 201V200H155ZM182 201H184V202H182ZM260 201V202H259ZM119 202V203H118ZM127 202V201H126ZM129 202V201H128ZM150 202V203H149ZM166 202V203H165ZM211 202V204H209ZM228 202V203H227ZM234 202V203H235ZM240 202V203H239ZM246 202V203H245ZM254 202V203H253ZM263 202V203H262ZM118 205H117V204ZM122 203L123 204H125V206L124 205H122ZM132 203V202H131ZM173 203H174V205H173ZM181 203H182V206H181ZM194 203V204H195ZM216 203V204H215ZM248 203V204H247ZM259 203H260V206H262V207H260V210L258 209L259 207L258 206H256V205H259ZM146 204V205H145ZM186 204V205H185ZM188 204H189V202H188ZM194 204H193V206H194ZM206 204H208V205H206ZM239 204V205H238ZM242 204V205H241ZM243 204H246V205H243ZM113 205V206H112ZM117 205V206H116ZM131 205V204H130ZM129 205V206H130ZM140 205H141V207H147L148 206V209H150V210H148V211H150V215L151 216H149L148 214H146V213H148V211L145 209V208H142V210L140 211ZM178 205L180 206V207H178ZM185 205V206H184ZM214 205V206H213ZM229 205V206H228ZM251 205H253V206H251ZM112 206V207H111ZM128 206V208H129V212H131V218H133L134 216L136 217V215L134 214V216H132L133 215V211L131 210L132 208H130ZM169 206L171 207L170 209H169ZM192 206V207H193ZM220 206H222V208L221 209H219L218 207H220ZM228 206V207H227ZM231 206H238V207H236V209L235 208H233V209H235V210H233V209H231ZM247 206V207H246ZM248 206H251V207H248ZM35 207V206H34ZM33 207V208H34ZM122 207V208H123ZM183 207H186V209L184 210V212H183ZM213 207H214V209H213ZM217 207V208H216ZM242 209V211L243 212H241V210H240V208ZM254 207V208H253ZM126 209H128L127 207H125ZM124 208V209H125ZM179 208H181L182 209V212H183V214H184V216L183 215H181L182 213H181V209H180V211H178V209ZM224 208V209H223ZM239 208V209H238ZM244 208H246V210L244 211L243 209ZM119 209V210H118ZM158 209V208H157ZM174 211H173V210ZM176 209H177V212H176ZM205 209H202V211H204ZM228 209H231V210H233V212H231V210H228ZM247 209H249L250 211H251V213H250V211H247ZM259 211H258V210ZM33 210V209H32ZM31 210V211H32ZM109 211V214H107L108 213V211ZM115 210V211H114ZM134 210V209H133ZM172 210V211H171ZM210 210V211H211ZM220 210H221V212H220ZM240 210V211H239ZM254 210V211H253ZM33 211H35V210H33ZM33 211H32V213H33ZM140 211V212H139ZM152 211V212H151ZM201 211V210H200ZM199 211V212H200ZM234 211H235V213H234ZM119 212V213H118ZM125 212H126V210H125ZM138 212H139V214H138ZM153 212H154V214H153ZM157 213V215H155L156 213ZM162 212V211H161ZM173 212V213H172ZM175 212V213H174ZM239 212H240V214H239ZM244 212H246V213H244ZM249 212V213H248ZM258 212V213H257ZM28 214H29V212H27ZM27 213H26V211H25V215H27ZM134 213H136V212H134ZM170 213V214H169ZM211 213H207V214H211ZM256 213V214H255ZM30 214H31V212H30ZM29 214V215H30ZM106 214L107 215H110V216H106ZM154 216H153V215ZM190 214H192L191 216H190ZM201 216H203V217H201ZM242 214V216H240ZM248 214V215H247ZM249 214H251V215H249ZM252 214H254L255 216L254 217H252ZM31 215H33V214H31ZM161 215V216H160ZM234 215V219L233 218H231L232 216ZM235 215H237V216H239V220H236V217H235ZM102 216H103V218H102ZM124 217V218H122L121 219V217ZM142 216V217H143ZM149 216V219H146V221H145V218H147ZM183 216V218H181ZM185 216H186V222H185ZM216 216V217H215ZM252 217V220H251V217ZM256 216H257V219L255 220L254 218H256ZM261 216L263 217V218H261ZM108 219H107V218ZM134 217V218H135ZM140 217H141V215H140ZM152 217V218H151ZM159 217H160V219H159ZM164 217V218H163ZM166 217V218H165ZM187 217H188V221H187ZM192 217H194V218H192ZM229 217V218H228ZM243 217V218H242ZM25 217L23 216V219H24ZM106 218V219H105ZM119 218V219H118ZM137 218V217H136ZM136 218H135V220H136ZM138 218H139V216H138ZM137 218V219H138ZM161 218H163L164 219V221L165 222H167V223H165V222H163L162 223V221H161ZM167 218H168V220H167ZM193 220H192V219ZM204 218H207V219H204ZM238 218V217H237ZM246 218V219H245ZM248 218V219H247ZM250 218V219H249ZM23 220L21 217L20 218H16V220L14 221V222H12V220H10V219H5V220H3L4 221V224L6 223L8 226H9V230H10V228H13V229H15V227L14 226H17V227H20L21 226V224H22V222H21V224L19 225V223H18V221L19 220ZM27 219V218H26ZM25 219V220H26ZM141 219V220H142ZM197 219V220H196ZM212 219V220H211ZM217 219V220H216ZM255 221H254V220ZM117 220H119V221H117ZM135 220H134V224H135ZM159 221V223L158 222H156V221ZM192 220V221H191ZM205 220V221H204ZM216 220V221H215ZM242 220V221H241ZM259 220V221H258ZM7 221V222H6ZM108 223H107V222ZM113 221L115 222V223H113ZM153 221V222H152ZM154 221H155V223H154ZM161 221V222H160ZM191 221V222H190ZM214 221V222H213ZM261 221V222H260ZM17 222V223H16ZM20 222V221H19ZM136 222H140V219H138V220H136ZM199 222V223H198ZM224 222V223H223ZM235 222H236V224L238 225V227H237V225L235 224ZM244 222H245V224H244ZM257 222H259V223H257ZM13 225H12V224ZM105 223H106V225H105ZM153 223H154V227H152L153 226ZM158 223V224H157ZM165 223V225L162 227V228H160V227H158V225H163ZM169 223V224H168ZM203 223V224H202ZM217 223V224H216ZM253 223V224H252ZM94 224H92V225H94ZM108 224V225H109ZM112 224H113V226H115V227H113L112 226ZM119 224H120V228H119ZM123 224H128V222L127 223H125V222H123ZM157 224V225H156ZM205 224V225H204ZM213 224V225H212ZM219 224H220V226H219ZM224 224V225H223ZM229 224V225H228ZM232 224V225H231ZM233 224H235V225H233ZM260 224V225H259ZM19 225V226H18ZM97 225H95L96 227H94L93 226V228H96L97 230H100V231H102L101 230V228H99L98 229V227H97ZM117 225V226H116ZM129 225V224H128ZM193 225H196V226H193ZM227 225V226H226ZM231 225V226H230ZM246 225V226H245ZM254 225H255V227H254ZM2 226V225H1ZM0 226V231H1V229H2V227ZM13 226V227H12ZM215 226V227H214ZM219 226V227H218ZM230 226V227H229ZM234 226H235V228H234ZM253 226V228H251ZM258 226H260V228L258 227ZM16 227V228H17ZM122 227V228H123ZM200 227V228H199ZM222 227V228H221ZM250 227V228H249ZM107 228V227H106ZM126 228H129V230L128 229H126ZM150 228V229H149ZM152 228H154V229H152ZM156 228V229H155ZM160 228V229H159ZM192 228V229H191ZM218 228V229H217ZM226 228H228V229H226ZM233 228H234V230H233ZM239 228H241V229H239ZM254 228L256 229V231H254ZM19 230H21L20 228H18ZM18 229H15V230H18ZM117 229V230H116ZM224 229H226V231L224 230ZM231 229V230H230ZM250 229H252V230H250ZM120 232H119V231ZM126 230H127V232L128 233H126ZM135 232H134V231ZM156 230V231H155ZM228 230V231H227ZM238 230V231H237ZM11 231V234L12 235H14L15 237L16 236H18L13 230H10ZM12 231H13V233H12ZM24 231V230H23ZM23 231L21 230V232H20V234H22V235H20L19 233V237H18V239H15L14 241H13V244L11 245V244H9V243H7L10 247H12L13 249L12 250H15L14 249V245L16 244V242H17V240H19V244L21 245L22 243H20L21 241H22V239L24 240V237L23 236H25V238H26V236L28 235V234H26V233H28V231H26L25 230V232L26 233H23ZM99 231V232H100ZM106 229H105V234H106ZM133 231V233L134 234H132L131 232ZM159 231H161V232H159ZM203 231V232H202ZM229 231H230V234H229ZM235 231V232H234ZM16 232H18V231H16ZM117 232V233H116ZM122 232H125V233H122ZM148 232H150V233H148ZM158 232V233H157ZM162 232H163V234H166V235H164L163 236V234H162ZM201 232V233H200ZM225 232H227V234L225 233ZM251 232V233H250ZM101 233V232H100ZM130 233L133 235H131L130 236ZM136 233V234H135ZM137 233H139V234H137ZM153 233H155V234H160V235H162V237H160V239H159V237L157 236H153L154 234ZM188 233V234H187ZM199 233V234H198ZM252 233H254V235H252ZM10 233H9V235L12 237V235H11ZM97 234V233H96ZM108 234V233H107ZM122 234V235H121ZM129 234V235H128ZM200 234H202V235H200ZM205 234V235H204ZM208 234V235H207ZM211 234V235H210ZM248 234H250V235H248ZM256 234V235H255ZM258 234V235H257ZM116 235V236H115ZM136 235V236H135ZM215 235V236H214ZM248 235V236H247ZM10 236H9V238H10ZM14 236L12 237V239L14 238ZM21 236V237H20ZM98 236H99V234H98ZM118 236V239L120 238L121 239V241L124 239V240H127V241H125V242H127V243H129V242H132L131 243V245L134 243L135 245H133V247L131 248V249H142V247H143V249H144V244L143 245H141V244H138L137 242L135 243V240H143L144 239V241L146 242V240L148 241L147 243H152V244H150V245H148L147 243V245H146V249L147 250H149V249H152L153 251H154V253H153V251L152 252H150V251H147V252H149V253H142L141 255H142V257H139L140 256V253H137V255H139V256H137L136 255V253H134L133 254V257H134V259H132L131 261L130 260H126V261H123V260H119L118 258L120 257V258H125V257H123V254L121 255V253H123L125 250H123V249H125V248H128V250H130V244H123V243H118V239L116 238ZM146 236V237H145ZM150 236V237H149ZM207 236H208V240H207ZM224 238H223V237ZM237 236V237H236ZM245 236H246V238H245ZM257 236H259V237H256ZM23 237V238H22ZM92 237V236H91ZM96 237V236H95ZM115 237V238H114ZM140 237V238H139ZM144 237V238H143ZM175 237V238H174ZM214 237H216V239L214 238ZM222 237V238H221ZM230 237V238H229ZM243 237V238H242ZM17 238V237H16ZM79 237H77V239H78ZM82 238V237H81ZM81 238H79L80 240H81ZM90 238V237H89ZM89 238H87L88 240H89ZM96 238H98V237H96ZM101 237L100 238H98L97 240H99V239H102ZM112 238H114V239H112ZM143 238V239H142ZM155 238L157 239V240H159V241H165V242H167L168 244H161V245H159V246H155V245H157V243H156V240H155ZM165 238V239H164ZM198 238H200V239H198ZM209 238H211L210 240H209ZM229 238V239H228ZM239 238V239H238ZM262 238V240H260ZM78 239V240H79ZM83 239H85V238H83ZM94 238H92V240H93ZM120 239H119V241H120ZM154 239V240H153ZM161 239H164V240H161ZM204 239V240H203ZM9 240H11V239H9ZM21 240V241H20ZM25 240H27V238L25 239ZM86 240V239H85ZM106 240V241H107ZM123 240V241H124ZM151 240H152V242H151ZM174 241V243H173V241ZM200 240H202L201 242H203V243H201L200 242ZM235 240L237 241L236 243H235ZM247 240V241H246ZM16 241V242H15ZM94 241H95V239H94ZM176 241V242H175ZM212 241V242H211ZM226 241V242H225ZM232 241H233V243H232ZM9 242V241H8ZM12 242V241H11ZM15 242V243H14ZM115 242H117L118 244H116ZM188 242L190 243V244H188ZM217 242H219L218 244H216ZM221 242H223V243H221ZM228 242V243H227ZM250 242V243H249ZM153 243H154V245H153ZM156 243V244H155ZM171 243H173L172 245H171ZM183 243V244H182ZM187 243V244H186ZM225 243H226V245H225ZM235 243V244H234ZM19 244H17V246H19ZM24 244V245H23ZM22 245L23 246H25V244H27V245H29L27 242H24ZM115 244H116V247H115ZM171 246H170V245ZM176 244V245H175ZM180 244V245H179ZM206 244V245H205ZM213 244V245H212ZM219 244H220V246H219ZM234 244V245H233ZM1 246H2V243L0 244ZM5 245V244H4ZM103 245V246H104ZM108 245V246H107ZM119 245H123V246H120V247H117V246H119ZM152 245V246H151ZM167 245V246H166ZM222 245H224L223 247H222ZM232 245H233V247H232ZM1 246H0V248H1ZM9 246H8V248H9ZM23 246H19V248L18 247H16V245H15V247H16V250H17V248H18V250L17 251H19V253L21 254V256H19L18 254L19 253H17V255H16V253H15V255H13L12 254V252L14 253V251H11V248H9L10 249V251H11V255H8L7 256V258L5 257L6 255H5V253H7V252H10V251H8L9 249L7 248L6 249V247L5 248H1L2 249V251H3V255H5V256H2V253H0V255L2 256H0V264H2V263H4V264H18V262H19V260H18V262H16V261H14L13 259H16V258H20V257H22V258H24V260H26V259H28V258H32V256H34V249L32 248V246H31V248L32 249H29L30 248V246L28 247V251L27 252H29V253H27V252H25V251H21L20 249H21V247L22 248H25V247H23ZM138 246H139V248H138ZM142 246V247H141ZM151 246V247H150ZM187 246V247H186ZM237 246H239V247H237ZM3 247V246H2ZM77 247H79V246H77ZM76 247V248H77ZM84 247H87V246H84ZM92 247L94 248V249H92ZM95 247H96V249H95ZM169 247V248H168ZM203 247V248H202ZM80 248H82V250L84 249L83 248V245H81V247ZM102 248V249H101ZM105 248V249H104ZM109 249L110 248V251H112V253L108 250V252H110V256L108 255V253H105V251L103 252L102 251V253L103 254H101V251L100 252H98L97 250H99V249H101V250H106V249ZM149 248V249H148ZM163 249V248H166V252L165 251H162L163 253H159V252H155V250L156 249ZM168 248V249H167ZM173 248H175V249H179V251L178 252H175V249L173 250ZM180 248L182 249V248H184L183 249V251L181 252V250H180ZM221 248V249H220ZM223 248V249H222ZM232 248V249H231ZM92 249V250H91ZM118 249H120L121 250V253H119L120 251H118ZM155 249V250H154ZM224 249H225V251H224ZM227 249V250H226ZM230 249V250H229ZM67 250H68V248H66V250L64 249L63 251H61L60 253H59V255H58V259L60 258H63L64 256H66V257H69L68 255H70V251H68L67 252ZM82 250H80V251H82ZM96 250V253L94 252ZM115 250H117V251H115ZM165 250V249H164ZM168 250H172L173 251V253L171 252V251H168ZM185 250V251H184ZM216 250V251H215ZM239 250V251H238ZM252 250V251H251ZM256 250L257 251H259V250H261L262 251V253H261V251H259L258 253L256 252ZM32 251V252H31ZM66 251V252H65ZM79 251V252H80ZM114 251H115V253H114ZM123 251V252H122ZM177 251V250H176ZM221 251V252H220ZM249 251V252H248ZM24 252V253H23ZM79 252H77V253H79ZM91 252H93L91 255H89ZM107 252V251H106ZM117 252V253H116ZM126 252V251H125ZM167 252H169L168 254H169V256H168V254H167ZM174 252H175V254H174ZM190 252V253H189ZM226 252H227V254H226ZM22 253L23 254H25V256H23L22 255ZM26 253L28 254L27 256H28V258H26L27 256H26ZM86 253V252H85ZM151 253V254H150ZM156 253V254H155ZM165 253V254H164ZM184 253H187V255L186 254H184ZM200 253V254H199ZM202 253V254H201ZM233 253V254H232ZM245 253V254H244ZM251 253H253L252 255H251ZM261 253V254H260ZM9 254V253H8ZM79 254H82V253H79ZM93 254H95V255H93ZM101 254V255H100ZM116 254V255H115ZM128 254V253H127ZM143 254H145V256L143 255ZM158 254V255H157ZM167 254V255H166ZM190 254V255H189ZM218 254H220V255H218ZM230 254V255H229ZM239 254V255H238ZM247 254H249V255H247ZM103 255V256H102ZM106 255V256H105ZM201 255V256H200ZM217 255V256H216ZM224 255H225V257H224ZM233 255V256H232ZM243 255V256H242ZM251 255V256H250ZM60 256V257H59ZM80 256H82V255H80ZM97 256V257H96ZM99 256V257H98ZM101 256V257H100ZM105 256V257H104ZM122 256V257H121ZM136 256L138 257V261L137 260H135V259H137L136 258ZM149 256V257H148ZM215 256V257H214ZM227 256H229V257H227ZM239 256H242L241 258L239 257ZM248 256H250V257H248ZM92 257H93V259H92ZM103 257V258H102ZM113 257V258H112ZM115 257H118L117 259L115 258ZM227 257V258H226ZM239 257V258H238ZM245 257H247L246 259H245ZM9 258H12V260L11 259H9ZM96 258V259H95ZM106 258H111V260H107ZM131 258V257H130ZM140 258H142V259H140ZM159 258V259H158ZM192 258V259H191ZM215 258V259H214ZM217 258V259H216ZM238 258V259H237ZM261 260H260V259ZM60 259L56 262L57 264H60L63 260H61L60 261ZM65 259V258H64ZM87 259H89V258H87ZM106 260V261H104V260ZM113 259H114V261H113ZM116 259V260H115ZM140 259V260H139ZM240 259V261L238 262V260ZM247 261L248 260V263L245 261V260ZM3 262H2V261ZM97 260V261H96ZM102 260H103V263H102ZM118 260V261H117ZM172 260V261H171ZM244 260V262H241V261H243ZM258 262H257V261ZM9 261V262H8ZM60 261V262H59ZM88 261V260H87ZM90 261H92V262H90ZM108 261V262H107ZM109 261H110V263H109ZM116 261V262H115ZM120 261V262H119ZM121 261H122V263H121ZM133 261V262H132ZM171 261V262H170ZM217 261V262H216ZM233 261V262H232ZM237 261V262H236ZM260 261V262H259ZM11 262H13V263H11ZM16 262V263H15ZM25 262V261H24ZM94 262V263H93ZM105 262V263H104ZM251 262V263H250ZM26 263H28V262H26ZM56 263H54V264H56ZM63 263H65V262H62V264ZM19 264H20V262H19ZM22 264V263H21ZM65 264H67V262L65 263ZM81 264H83V263H81ZM85 264H86V262H85Z\"/></svg>",
    "mask_w": 264,
    "mask_h": 264
},
{
    "label": "snow or ice",
    "instance_id": "snow-or-ice-1",
    "mask_svg": "<svg viewBox=\"0 0 264 264\" xmlns=\"http://www.w3.org/2000/svg\"><path fill=\"white\" fill-rule=\"evenodd\" d=\"M215 8L220 9V8H225V7H234V5H230L228 3L225 2V0H220V3L214 5ZM262 27H264V25H262ZM261 76L264 77V54H262L261 57ZM196 226V225H193Z\"/></svg>",
    "mask_w": 264,
    "mask_h": 264
}]
</instances>
